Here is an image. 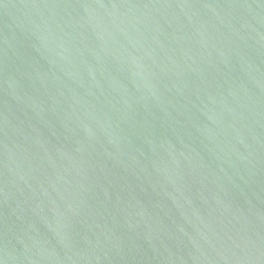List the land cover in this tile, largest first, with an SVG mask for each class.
<instances>
[{"label":"water","instance_id":"water-1","mask_svg":"<svg viewBox=\"0 0 264 264\" xmlns=\"http://www.w3.org/2000/svg\"><path fill=\"white\" fill-rule=\"evenodd\" d=\"M0 264H264V0H0Z\"/></svg>","mask_w":264,"mask_h":264}]
</instances>
